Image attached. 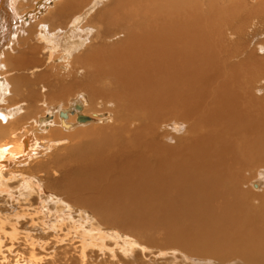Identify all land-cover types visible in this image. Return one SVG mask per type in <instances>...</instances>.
<instances>
[{"label":"bare ground","instance_id":"obj_1","mask_svg":"<svg viewBox=\"0 0 264 264\" xmlns=\"http://www.w3.org/2000/svg\"><path fill=\"white\" fill-rule=\"evenodd\" d=\"M18 1L0 0V204L57 193L61 215L83 244L104 247L100 227L112 226L160 255L179 256L162 264H264V188L247 187L264 171V0H53L49 17L12 33L16 16L27 15ZM87 1L101 7L84 23ZM70 17V27L53 34ZM24 44L43 47L22 53ZM64 45L68 70L56 56ZM41 51L44 67L37 65ZM73 95L81 97L76 109L88 95L89 110L105 107L112 120L94 114L95 125L78 114L75 123L61 107ZM55 103L58 113L43 121L40 113ZM25 156L34 163L20 161ZM33 173L42 186L25 178ZM12 190L21 192L20 202ZM69 203L82 212L80 226ZM34 222L32 242L19 238L28 252L49 248L47 236L33 233ZM18 234L12 229L8 240ZM122 246L127 254L136 250Z\"/></svg>","mask_w":264,"mask_h":264},{"label":"rangeland","instance_id":"obj_2","mask_svg":"<svg viewBox=\"0 0 264 264\" xmlns=\"http://www.w3.org/2000/svg\"><path fill=\"white\" fill-rule=\"evenodd\" d=\"M50 1H48V0H26V1L19 0L18 3L21 2V4L23 5V10H26L25 13H27V15H26V17L23 16L24 14H22L21 16H16L18 18V20H17L18 24L16 26H14V28L12 29L13 32L12 31L11 32L15 33V30H16L17 26H21V25H24L26 23L29 24L30 21L33 23V25H36L39 22H41L43 19L49 17L52 14V12L54 11V5L56 3L53 0H50ZM100 1H101L102 5H105V4L108 5V4L113 2V0H104V1L100 0ZM100 1L98 0V2H100ZM87 2L89 3V1H87ZM87 2H85L86 6L83 9L84 10V12H83L84 13V23L91 17V15L94 13V11H98L97 9H100V7H101V4H100L97 8L93 9L94 8L93 4L95 5V2L89 3V4ZM37 3H39V4H37ZM34 9H36V11L34 13H32V14L28 13V12L34 10ZM32 17H34V19ZM73 18L74 17H70L69 19L66 20L65 23H61L59 25H56L54 27L55 31L53 32V34H60V30H64L66 28H69L70 27V22L72 21ZM36 31H37V29H36ZM33 38L35 39L36 35H34ZM70 40L72 41V39H70ZM75 41H77V40H75ZM23 46L25 47V49L23 50L25 52H22V53H29L36 46L37 47H43V45L31 44L30 45L31 48L28 49V48H26L27 44H24ZM67 47H68V45H64L63 48L60 49L59 52L56 53V56L60 58V65L64 66L68 70L69 66H70L68 64H70L69 61L72 59V57H71V55L67 54V50L69 48V47L68 48ZM256 47L257 46H255L252 50L253 51L256 50ZM42 56H43L42 55V51L36 56V58L40 62L37 65H42L44 67L45 64H44V60H43ZM30 66H33V64H30L28 67H30ZM59 70L63 71L62 69H59ZM15 77L16 76H11L10 79H13ZM87 96L88 95H86V97H85L87 105L84 106L83 108H81L80 110L76 109V107H75L76 106L75 104L81 103V97L80 96H77V95L70 96V97H68L66 100H64L61 103L62 104L61 107L65 108V109H70L72 111L70 119L75 118L74 122L76 123V117H77L76 115L80 114V115H83V116H86V117L90 118L93 121V124L96 125L97 122H99L100 119L93 118L94 114H102V115H104V118H106V119L107 118L109 119V117H111V114H110L111 112L107 111L105 107L96 108L97 111L89 110V108L91 106V101H90L89 97H87ZM21 101H22L21 99L17 98V99H14L12 101V104H18ZM46 103L47 102L43 101V104H46ZM57 107H58L57 103L52 104V106L49 105V111L47 113L46 112H44V113L41 112L40 113V116L42 117V120L46 121L49 117H51V116L54 117L55 114H57L58 111H59ZM103 110L105 112H103ZM61 119L62 118L60 117V120ZM68 120L66 119V122H68ZM109 120H112V119H109ZM46 122L49 123V121H46ZM30 123H31V121H26L25 124L23 125V127L25 129H27V131L34 132L35 131V128H34L35 126L28 128V126H30L28 124H30ZM77 125H85V124H77ZM161 129L164 130V127H161ZM71 130H73V129H71ZM71 130H66V131H71ZM38 134H40V133H37V135ZM12 144H16L17 145V143H12ZM58 145H59V147H62V146H65L66 144H64V143L61 144L60 143ZM28 157L29 156L22 157L20 159V161H24L25 162L26 160H28L27 162H28V166H29V165L34 163V160H32L31 158H28ZM4 166L6 167V170H8V169L10 170V169H12L14 167V162L13 161L12 162H6V165H4ZM263 173H264V171L262 172V174ZM262 174H261V176H260V174H257L254 177L255 179L254 178L251 179L253 182L251 180L249 181L247 187L249 188L250 191H255V189L251 187L252 183H255V184L256 183H261L262 186H261L260 190H263L264 186H263L262 182L259 181L261 179H263L261 181H264V174L263 175ZM31 177H33L34 179L31 178ZM41 177H42V175L37 176V174H36V176H35V174L33 173L32 176L28 175L25 178L27 180L28 179L31 180L35 184H39V185L42 186L43 185V180L41 179ZM22 178H24V177L21 176V175H18V177L16 179H22ZM16 179L12 181L13 183L11 182V186L12 185L16 186L15 185L16 181H18ZM13 191H15V192H13ZM11 193H12V196H13L14 200H16V202H20L21 192L19 190H17V191L16 190H12ZM50 195H51V192L48 193V198L46 196L44 198L42 197L43 199H41L39 202L38 201L34 202V200L36 201V197H35V198L30 200L32 203L29 201V204L26 201L23 202V203H19V204H11L9 202H7V203L1 202V204H0V207H1L0 208V216H1L0 217V221H3V223H4L3 227L5 228V232L7 234V241L5 240L2 243V246H0L1 247L0 248V255L2 256V257L0 256V264H79V263H81V264H88V263H90V264H162L164 261H167L166 259L178 258L179 257L178 255H173L172 251H167L165 253L166 256H164V253L162 255H160L158 252L160 250H162V249H157V248H156V250H155V248L152 249L150 246L140 242V240L137 239L136 237L130 236V234H128L127 232L123 231L119 227H112V226H110V227L102 226V227H100V229H102L103 233L108 236V238H106L107 242L105 241L104 247L107 246L106 249L111 248L113 250V252L111 250L110 251L108 250V252H107V250L103 246L98 249L96 247L89 246V245H87L85 243L83 244L82 243L83 242L82 237L80 235L78 236V234L80 233L79 230L76 231L75 230L76 228H73V227H72V229H74V230H72L71 226L68 224L69 221H67V220H69L68 216H64V218H63V215H61V212H60L61 208L60 209L58 208V207H61L60 206V203H61L60 199L61 198L57 195V193H55V195H51V196ZM1 200L2 199L0 198V201ZM48 201H50V202H48ZM54 202H58V203L55 204ZM34 204H36V205H34ZM48 204H49V206H48ZM70 205H72V206H70L71 207V215H73V217L75 218L74 222H76L74 224L76 226H78V225L80 226V224L83 223L82 221H84V219L82 217V212L79 213L78 211H76L78 209L73 204H70ZM28 206L30 208H28ZM18 207H20V208H18ZM32 208H33V211H32ZM23 211H25V212H23ZM85 211L86 212H84V213L86 214V216H88V218H92L93 217V213L91 211H89V210H85ZM72 212L73 213L76 212V213L72 214ZM77 213H79V214H77ZM75 214H77V215H75ZM32 219H34V220H36V222H38L37 223L38 227L36 226L37 227L36 229H38V231H35L33 233L39 234L40 238H42V239L45 238L46 236H47V239H49V241H45L46 238L43 239L46 243L47 242L49 243V246H48L49 248L46 249V250H44L42 248V246H41L42 244H39L36 247V249L40 248L39 250H37V251L36 250H34V251L29 250V252H28V249H30V248L24 242H22L19 239L20 237H25L26 240L29 243L32 242V236L27 233L28 232L27 229L34 222ZM93 221H94V218H93ZM37 224L35 223V225H37ZM39 225L44 226V228L43 229L40 228ZM67 225H68V227H67ZM12 229L16 230L19 233L15 237L16 241H14V242H11V241L8 240V238L11 239L10 232L12 231ZM56 229H58V231ZM65 229H67V230H65ZM68 231H69L70 234L67 233ZM62 233L67 235V237L62 238L64 236V234H62ZM129 237H131V239ZM68 238H70V239H68ZM71 238H72V240H71ZM119 238H120V240H119ZM127 238L130 239V240H127ZM67 239H68V241H67ZM17 240H20V241H17ZM80 242H81L82 246H81ZM123 242H125V243H129L130 242L132 245H134V246L136 245L135 246L136 250L133 249L134 252H130L128 254L125 253L123 251V249H120V247L122 246ZM114 243H115V246H114ZM116 244L118 246H116ZM72 245H74L75 247L72 246ZM85 245H87V246H85ZM83 246L85 247L84 251H87L86 253L84 251H82ZM86 247L87 248L88 247H92V248L86 249ZM64 248H68L69 250L65 252ZM71 248H74V251H72L73 249H71ZM121 248H123V246ZM139 248L141 250L145 249L144 252H140ZM100 249H103V251L100 250ZM91 250L95 251L94 254L91 253L92 252ZM120 250H121V252H120ZM64 252L66 254H64ZM149 252L150 253L151 252L155 253V255H149ZM79 254H81V255H79ZM85 255H86V257H84ZM88 255H90V256L92 255L93 257L89 258L90 256H88ZM97 255H99V256H97ZM156 256H158V257H156ZM161 256H163V257H161ZM33 257H34V259H33ZM72 257L73 258L75 257V259H73ZM153 257H155V258H153ZM70 258H72V260ZM95 259H96V261H95ZM181 260L182 259H178L175 264H183V262ZM52 262H54V263H52ZM187 262H192V261H187ZM200 262H209V261H200Z\"/></svg>","mask_w":264,"mask_h":264},{"label":"water","instance_id":"obj_3","mask_svg":"<svg viewBox=\"0 0 264 264\" xmlns=\"http://www.w3.org/2000/svg\"><path fill=\"white\" fill-rule=\"evenodd\" d=\"M0 118H1L3 121H5V118L3 117L2 114H0ZM89 120H90V119H89L88 117H86V116H80V117H79V121H80V122H86V121H89ZM27 138L30 139V137H27ZM24 143H25V142H24ZM29 143H30V141L28 142V144L25 143V148H26V147H29V146H27V145H29ZM254 188L257 190V189L259 188L258 184H254Z\"/></svg>","mask_w":264,"mask_h":264}]
</instances>
